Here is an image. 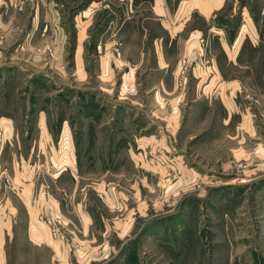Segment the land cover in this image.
Listing matches in <instances>:
<instances>
[{
  "label": "rangeland",
  "instance_id": "374dc122",
  "mask_svg": "<svg viewBox=\"0 0 264 264\" xmlns=\"http://www.w3.org/2000/svg\"><path fill=\"white\" fill-rule=\"evenodd\" d=\"M34 3L0 0V264H264V0Z\"/></svg>",
  "mask_w": 264,
  "mask_h": 264
},
{
  "label": "crops",
  "instance_id": "0c3cea01",
  "mask_svg": "<svg viewBox=\"0 0 264 264\" xmlns=\"http://www.w3.org/2000/svg\"><path fill=\"white\" fill-rule=\"evenodd\" d=\"M35 3L33 4V7H34V9L37 11V13H39L40 12V10H43V9H46V7H47V9H49V6H50V2H51V0H33ZM221 4H223V3H221ZM209 6H211V4H209ZM43 8V9H42ZM209 8V7H208ZM208 8H205L204 10H206V9H208ZM161 9H162V11H163V7H161ZM200 10H202V9H200ZM160 12V15L161 16H163L164 15V13L163 12ZM203 11V10H202ZM211 8H210V10H209V12L207 13V12H205V11H203L204 12V16L205 17H207L206 15H209L211 12ZM87 12L89 13V10L87 9ZM45 14H49V12H48V10H46L45 11ZM166 18H168V16H166ZM132 19V18H131ZM162 20H163V18H162ZM128 24H129V22H127ZM130 23H131V21H130ZM166 26V25H165ZM166 29H168V28H166ZM170 30V29H169ZM171 31V30H170ZM172 32V31H171ZM164 33L163 35H160V37H155V41H161L162 43H167V41H169L170 40V38H172V36H173V33ZM179 34H181V33H179ZM176 35H178V33H176ZM176 37V36H175ZM172 41V40H171ZM171 41H170V45H171ZM178 41H179V35L177 36V38H176V40H175V42H177L176 44H178ZM186 42H187V40H186ZM186 44V43H185ZM196 43H194V42H191L190 43V47L191 46H193V45H195ZM187 45V44H186ZM189 47V48H190ZM192 48V47H191ZM157 51H159V50H157ZM163 52L161 51V52H159V58H160V60H159V63H162V62H165L164 61V59H165V56L162 54ZM166 63V62H165ZM253 131H254V133L256 132L255 130H254V127H253ZM34 205H35V207H37L38 209H39V212L41 213V215H50V214H55V213H62L61 211H60V209H58V208H56V207H54V206H52L53 205V203H52V198H48L46 195L45 196H42L41 198H39L38 199V197L36 198V201L34 202ZM69 224H70V222H68V219H67V227H69ZM89 231V230H88ZM72 238V237H71ZM76 239V238H75ZM74 239V240H75ZM0 244H1V242H0ZM69 245V244H68Z\"/></svg>",
  "mask_w": 264,
  "mask_h": 264
},
{
  "label": "built area",
  "instance_id": "2783aa9c",
  "mask_svg": "<svg viewBox=\"0 0 264 264\" xmlns=\"http://www.w3.org/2000/svg\"><path fill=\"white\" fill-rule=\"evenodd\" d=\"M22 8L23 6H21V9ZM7 181L10 182V179ZM40 218L48 225L53 239L62 243H66L68 241L66 217L62 213L40 215Z\"/></svg>",
  "mask_w": 264,
  "mask_h": 264
}]
</instances>
